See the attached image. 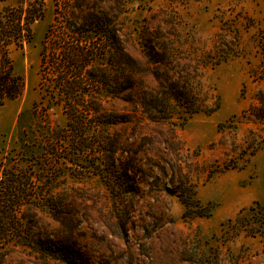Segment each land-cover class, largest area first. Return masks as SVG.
Returning a JSON list of instances; mask_svg holds the SVG:
<instances>
[{
	"label": "rangeland",
	"instance_id": "obj_1",
	"mask_svg": "<svg viewBox=\"0 0 264 264\" xmlns=\"http://www.w3.org/2000/svg\"><path fill=\"white\" fill-rule=\"evenodd\" d=\"M33 2L42 13L30 25V42L8 54L16 92L8 99L0 90V161L21 128L39 124L30 115L45 88L39 51L62 33L63 0H0V10L25 11ZM64 2L68 24L72 14H103L141 71L109 70L134 78L129 95L102 101L104 113L126 123L92 129L80 156L72 155L71 140L47 143L54 155L38 156L52 170L59 221L42 216L36 230L61 242L60 250H0V264H66L60 253L78 264H264V215L248 210L264 207V0ZM144 51L161 56L153 61ZM3 55L0 48L1 77L8 73ZM179 87L185 99L175 103L187 101L197 113L173 106ZM47 122L57 129L66 119L54 106ZM107 143L116 177L105 179L100 147ZM188 206H209L210 216L184 218Z\"/></svg>",
	"mask_w": 264,
	"mask_h": 264
},
{
	"label": "trees",
	"instance_id": "obj_2",
	"mask_svg": "<svg viewBox=\"0 0 264 264\" xmlns=\"http://www.w3.org/2000/svg\"><path fill=\"white\" fill-rule=\"evenodd\" d=\"M66 3L63 0V10L60 8L58 25H61L62 33L58 42L49 48L42 46L39 51V66L42 69L40 84L45 88L40 95L41 106L37 109L39 103H35L30 111L33 119L36 115L39 124L32 128L23 127L27 129L26 135L21 128L17 135V146L10 149L4 161H0V250H60L61 242L54 243L50 237L36 230L42 216L52 215L54 220L59 221L57 216L52 214V170L39 164L38 156L44 151L53 156L56 150L52 143H47H64L67 140H71L72 155L80 156L86 152L83 141L92 136V129L110 128L127 122L124 120L126 118H123L125 116L104 113L102 101L104 98L121 100L122 96L129 95L135 86L134 78L131 74L124 75L126 72L123 68L122 77L119 74H110L109 70H113L116 65H122L124 68L132 67L134 72H138L140 66L122 53L116 44L114 30L103 14L84 13L81 18L77 17L78 14H72L69 17L71 23L68 24V14L71 13L67 12L69 6ZM23 13L26 14L24 17ZM41 13L40 4L36 2L30 4L25 11H22V8L13 10L9 6L0 10V48L4 50L2 64H6L8 70L3 77L0 76V90L8 99L14 97L17 88V78L13 80L10 73L12 62L9 61V51L21 49L25 43L30 42V25L41 18ZM49 32L50 26L44 38ZM115 45L117 48L113 47ZM144 53L153 61L157 60L156 56H161L159 52L154 55L145 51ZM159 63L154 62L155 65ZM180 90L181 87L171 92L174 97L173 106L181 108L188 115L197 113L198 110H192L190 107L193 104L187 101L183 103L185 106L175 103L185 99ZM142 95L141 100L145 101L144 94ZM142 104L140 101L138 105ZM54 106L60 108L66 119L64 127L54 129L47 122L49 111ZM39 133L40 137L37 135ZM42 142H46L45 149L44 145L39 146ZM110 146L107 143L106 146L100 147L105 179L116 177V165ZM44 174L47 176L44 177ZM255 205H258V211L253 208L248 210L264 215V207L257 202ZM204 209L188 206L183 217L186 218L189 213L210 216L211 208L207 206L206 210ZM245 212L246 209H241L235 220L241 219ZM240 226L244 225L241 223ZM58 256L66 264H78L66 254L60 253ZM2 257L3 253H0V261Z\"/></svg>",
	"mask_w": 264,
	"mask_h": 264
},
{
	"label": "crops",
	"instance_id": "obj_3",
	"mask_svg": "<svg viewBox=\"0 0 264 264\" xmlns=\"http://www.w3.org/2000/svg\"><path fill=\"white\" fill-rule=\"evenodd\" d=\"M260 192V191H259Z\"/></svg>",
	"mask_w": 264,
	"mask_h": 264
}]
</instances>
